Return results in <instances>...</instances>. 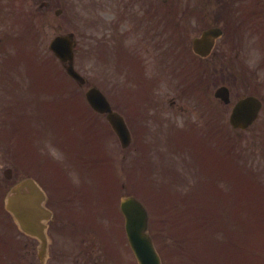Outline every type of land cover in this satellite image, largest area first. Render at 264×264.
Listing matches in <instances>:
<instances>
[{"label": "rangeland", "instance_id": "374dc122", "mask_svg": "<svg viewBox=\"0 0 264 264\" xmlns=\"http://www.w3.org/2000/svg\"><path fill=\"white\" fill-rule=\"evenodd\" d=\"M83 6L89 8H84V11L82 10L80 12L82 15L80 23H78L79 13H74V11H78L77 0H67L66 8L70 9L69 14L67 15L57 16L54 13V9H52V15L49 19V21H51L50 25L47 22H42V27L44 29L40 30V37H43V42L38 45L39 51L46 54L45 59H53L52 55H49L47 51L49 41L59 32H74L78 39L79 47L77 56V61H79L77 65L78 68L89 79L90 83H99L105 91L107 90L110 94H113V88L111 84L107 82L109 76L105 75L115 74L113 69V60L109 58L106 59L103 63H96L93 61L92 54L89 51H91L90 48L92 47V45H94V42H92V33L97 30V25H92L91 1L84 0V2H80V7ZM9 21L12 22V19H10ZM104 25H107L106 22ZM103 32H106V29H104ZM4 44L5 42H3V45ZM11 48H13V50L7 52L6 58H10L16 61L15 70H20L25 79L30 78V75H28V77L25 74V71L28 73L29 71H31L30 68L33 67L29 64V61L32 59L31 57L28 58L29 52H27L25 49H20L14 44L11 45ZM14 50L15 56L13 54ZM0 60L2 63L4 59L0 57ZM45 64L46 61L42 62L41 67L43 68ZM53 66L55 67L54 64ZM102 82H104L105 84ZM76 87L77 91L79 92L78 86ZM87 87L88 86H84V88L80 90H85ZM174 91V89L170 88H163L161 90L164 98L167 97V93L169 97H173ZM170 102H167V100L165 99L166 105ZM185 104L187 103L185 102ZM88 117H93V115L89 113ZM81 124H83V126L81 125L80 127H82V129L84 130V123L82 121ZM100 126L106 128L102 123L100 124ZM87 131H89L88 128ZM90 136L93 139L92 144L97 143L100 137L99 127L97 128V131L95 130L91 132ZM152 137L153 136L150 134L149 127L150 141L146 140L135 142L131 148L126 149V154H124L125 151L118 139L115 136L110 137L107 146H109V154L112 158L111 165H116L114 166L115 171L112 170L108 174V177L104 176V183L109 184L113 182V180H115L114 182H117L116 180L118 179V175L121 183H125L124 167L128 166L131 162V183L129 182V180H127L130 186L127 184L128 187L126 192L129 193L135 191V193L142 195L145 198H149L146 205L148 206L150 211V229L163 257L164 264H264V215L258 221L253 220L249 224L246 218L237 217L235 215V212L238 213V211H236L235 205L232 204V202L230 203L229 207H232V212L227 218L229 226L221 229L218 232V235L224 238L227 242H230L232 244L233 250L239 252L238 258H235L230 257L229 253L226 250L221 249L220 244L216 243L210 235L213 232L211 226L214 223H217L214 228L216 229L221 223L219 220H209L205 216L204 218L202 217L201 219H196V216L198 214L197 209H191L189 207L178 209L168 201H174L178 199L175 196V187L171 186L170 178L172 176L174 177L175 173L177 174V176L181 177V179H175V182H179L180 184H182L180 185L182 186V192L189 195V192L193 191V194L188 199V206L194 204V194L197 196L196 198H198V200H214L218 198L216 193L210 194V187L208 185L207 179L200 177L202 171L194 175L200 168L195 158H192L190 165L188 166V168L191 170V173L187 172L188 168H181L185 164H189V162L185 161L184 165H181L179 162L176 163V161L174 162V159L180 161V159H183L182 157H184V160H186L185 157L190 154L189 150H192L191 144L196 150H202L206 148L204 141L194 140L191 144L181 143V145L183 146L178 147L181 141L177 142V139H174V141L170 142L163 139L151 140ZM237 137H239V144H241L242 147L253 149L252 153L254 154L255 158L258 159L255 164L260 168L264 167V148H261L263 142L253 141L251 137H242L241 135L234 133L226 138L237 143ZM102 140L104 144L107 141V138L102 137ZM144 144L149 148V151L147 153V161L149 163L145 160H139V158H143L144 156L142 152L146 151L145 149H143ZM0 147L1 176H3L1 169V166L3 164H5V166H11L14 170L15 176L17 177L19 175H26L29 173V170L26 169L22 164V158H15V152L10 147L8 141L1 139ZM48 149L55 158L61 159L64 157L62 151H60L59 149L51 146H48ZM207 151H209V148L207 149ZM252 153H250V155H252ZM240 155L242 156L243 160H246V156L242 154ZM232 160V165L230 167L233 171H235V169L238 168L239 163L236 162L235 159ZM259 160L262 161L263 164H261ZM207 161L217 164L223 162L219 158L215 157L214 154L209 155ZM45 162L46 161L44 160L43 163ZM138 163L139 166H137ZM143 165L147 167V170L146 168H142ZM37 168L39 174H41L42 166L37 165ZM179 168H181L180 171ZM219 174L221 178H226V169L224 168L222 171H219ZM42 175L46 181L50 180L49 174H47L46 172H43ZM193 175L197 177L194 178ZM69 177L72 181H81V176L78 173L76 174V172L74 171H72V174L70 173ZM199 180L200 185L196 187ZM88 181L93 182L94 180ZM99 182H101L100 179ZM232 182L235 183L234 181ZM242 184L243 180L240 181V184H238V186L234 184L229 188L235 186L243 188L244 191L242 193L244 194L243 198L246 202V205L251 207L255 211L258 210L259 213H264L263 207L259 206L256 208L251 203L253 201V196L247 192L248 187H244L245 185ZM147 188H150V190H147ZM104 191L109 192L110 189L106 188L104 189ZM238 199H240L239 194L235 196V200ZM242 213L244 215L246 214L245 211H242ZM163 218L165 219L164 222H162ZM180 221L185 222L186 226L176 227V225H178ZM242 221H244V227H242L241 225ZM170 226L172 230H176L173 233V238L170 236ZM116 238L120 243H122L124 240L121 232L117 233ZM61 239H63L66 245L67 240L64 237H61L60 241ZM182 242L183 246H185L187 249L176 248V243ZM207 244L210 246V248ZM196 245L200 247V251L198 252L199 258L198 256H195L193 254V252H196ZM177 250H189L191 254L189 257H186L183 252L176 253ZM111 253H113V250L111 252L110 249L109 254ZM74 259L75 258L71 257L70 261H73ZM82 260L83 257H80L79 261L81 262ZM131 264H136L135 258L132 254Z\"/></svg>", "mask_w": 264, "mask_h": 264}, {"label": "flooded vegetation", "instance_id": "af4514ba", "mask_svg": "<svg viewBox=\"0 0 264 264\" xmlns=\"http://www.w3.org/2000/svg\"><path fill=\"white\" fill-rule=\"evenodd\" d=\"M12 1L0 0V23H5V15L11 10H22L19 0ZM110 3L114 8L117 6L115 0H110ZM121 9L124 20L120 22L118 17L116 23L123 25L128 20L130 27H157L158 14L162 13L161 7L149 9L148 0H122ZM166 9L170 12L177 38L175 54L169 53L171 46H165L162 39H140L144 48L154 51L150 54L154 59L149 58V65L155 64L153 73L170 72L178 76L181 68H184V74L192 79L203 76L204 116L209 121L226 124L235 104L245 97L254 96L261 102V108L253 125L260 126L261 123L264 126V0H188L187 5H173ZM152 11L155 15H152L151 21L149 13ZM213 28L220 30L213 38V45L204 54L196 52L194 38ZM121 35L118 32V36ZM220 88L222 91L217 95ZM156 99L153 107H162L163 103L158 101L160 99L157 96ZM213 115L219 116L220 121L213 119ZM68 190L64 183L51 189L48 200H52V207L61 205ZM58 229V222L49 224L50 233ZM13 233L16 234L13 239L11 232L0 235V248L9 247L11 252L17 251L12 263H18L20 255H27L25 264H42L37 257L39 241L26 236L28 239L22 247L25 252L20 253L19 234L16 231ZM98 243V237L93 236L82 249L87 260L93 257L91 252ZM53 244L51 240L46 264H52V261L56 262L62 256L59 248L53 249ZM124 248L127 251L125 245Z\"/></svg>", "mask_w": 264, "mask_h": 264}, {"label": "water", "instance_id": "95a60500", "mask_svg": "<svg viewBox=\"0 0 264 264\" xmlns=\"http://www.w3.org/2000/svg\"><path fill=\"white\" fill-rule=\"evenodd\" d=\"M74 36L66 34L57 36L51 44L54 52L63 60H69L67 70L77 79L83 78L73 68L74 57ZM87 97L91 104L100 111H109L108 118L121 137L124 145L129 141V133L124 125L123 119L110 108L105 96L96 88H91ZM248 102L242 103L237 113L246 109ZM42 197L38 187L31 179H26L18 184L8 195L7 208L19 219V222L27 232H36L44 239V234L39 226L38 215L40 213L39 204ZM123 209L127 216V234L130 239L134 252L140 264H161L160 257L154 248L153 241L148 229V215L144 206L134 197H128L123 201Z\"/></svg>", "mask_w": 264, "mask_h": 264}, {"label": "trees", "instance_id": "16d2710c", "mask_svg": "<svg viewBox=\"0 0 264 264\" xmlns=\"http://www.w3.org/2000/svg\"><path fill=\"white\" fill-rule=\"evenodd\" d=\"M216 201L218 202H208V201H196L195 202V207H198V214L196 216V219H201L202 217L204 218V214L205 213L208 217L209 220L212 219V217L217 214V213H221V216L223 217V221L219 224V226L215 228V225L216 223H214L211 227H212V233L210 234L211 237L214 239V241L218 244H220V248L223 249V250H227L228 249V245L230 246L231 243L227 242L224 238L220 237L218 235V232L223 229V228H226V226L228 227V222H227V218L229 216V209L228 207H226L227 205V200L222 197L220 199H215ZM178 225L180 227H185L186 224L185 222L183 221H180L178 223ZM195 236V235H193ZM208 245V244H207ZM209 246V245H208ZM210 248V246H209ZM195 249H196V252H193V254L195 256H198V252L200 251V247H198L197 245L195 246ZM190 251L185 253V256L186 257H189L190 256ZM199 258V256H198Z\"/></svg>", "mask_w": 264, "mask_h": 264}]
</instances>
